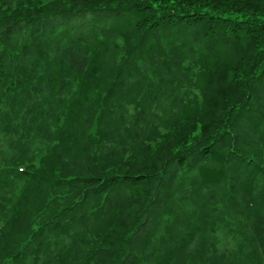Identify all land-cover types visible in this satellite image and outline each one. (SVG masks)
<instances>
[{
	"label": "trees",
	"instance_id": "trees-1",
	"mask_svg": "<svg viewBox=\"0 0 264 264\" xmlns=\"http://www.w3.org/2000/svg\"><path fill=\"white\" fill-rule=\"evenodd\" d=\"M0 264H264V0H0Z\"/></svg>",
	"mask_w": 264,
	"mask_h": 264
}]
</instances>
